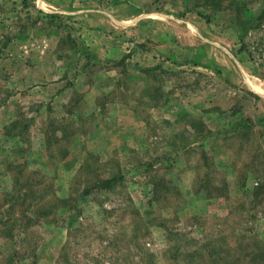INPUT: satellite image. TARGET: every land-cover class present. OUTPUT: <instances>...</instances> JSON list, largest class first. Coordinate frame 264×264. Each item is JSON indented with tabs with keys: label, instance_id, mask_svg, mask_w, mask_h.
<instances>
[{
	"label": "rangeland",
	"instance_id": "rangeland-1",
	"mask_svg": "<svg viewBox=\"0 0 264 264\" xmlns=\"http://www.w3.org/2000/svg\"><path fill=\"white\" fill-rule=\"evenodd\" d=\"M0 264H264V0H0Z\"/></svg>",
	"mask_w": 264,
	"mask_h": 264
}]
</instances>
